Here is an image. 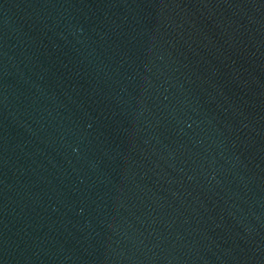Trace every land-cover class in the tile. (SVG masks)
I'll use <instances>...</instances> for the list:
<instances>
[{"label": "water", "instance_id": "1", "mask_svg": "<svg viewBox=\"0 0 264 264\" xmlns=\"http://www.w3.org/2000/svg\"><path fill=\"white\" fill-rule=\"evenodd\" d=\"M0 264H264V0H0Z\"/></svg>", "mask_w": 264, "mask_h": 264}]
</instances>
